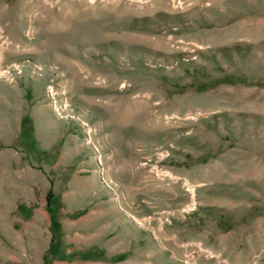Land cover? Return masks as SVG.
<instances>
[{
	"label": "rangeland",
	"instance_id": "obj_1",
	"mask_svg": "<svg viewBox=\"0 0 264 264\" xmlns=\"http://www.w3.org/2000/svg\"><path fill=\"white\" fill-rule=\"evenodd\" d=\"M0 264H264V0H0Z\"/></svg>",
	"mask_w": 264,
	"mask_h": 264
}]
</instances>
